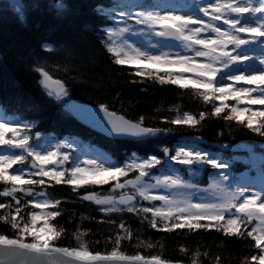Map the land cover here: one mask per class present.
<instances>
[{"label": "trees", "instance_id": "1", "mask_svg": "<svg viewBox=\"0 0 264 264\" xmlns=\"http://www.w3.org/2000/svg\"><path fill=\"white\" fill-rule=\"evenodd\" d=\"M132 2L135 0H17L16 3L0 0V122L18 125L22 133H25V123L31 125L27 129L30 143L36 141V131L48 134L53 140L80 139L89 148L103 151L108 160L118 166L124 165L126 154L132 150L144 155L157 154L161 153L160 145L172 149L182 140H190L210 153H219L228 161L229 181L234 189H239L244 181L239 177L244 170L248 171L249 179L255 174L264 176V137L251 132L246 125L225 122L222 119L224 113L219 117L211 116L212 104L205 103L190 84L184 87L160 84L156 76L162 75L163 71L155 72L156 67L149 77L147 74L138 75L136 65L115 64V54L107 51L102 40L106 39L105 33L114 24L110 15L114 14L115 5ZM60 4L62 9L57 7ZM45 44L51 47H43ZM41 68L48 72L50 80L68 89L71 99L93 106L104 102L110 111L139 121L145 127L169 131L136 139H112L98 134L76 121L63 104L48 97L41 85ZM214 103L219 104V101ZM225 103L232 105L236 101L228 97ZM239 105L247 106L245 101ZM255 106L264 110V105ZM201 111L207 114L204 120H200ZM185 113L193 115L198 123H172L177 117L182 119ZM220 130L223 131L218 135ZM6 135L12 138L10 132ZM225 144L230 147L222 148ZM9 148L0 145V149ZM73 161L74 157L70 155L64 164L65 169ZM157 167L153 170L156 171ZM134 172L127 175L133 176ZM67 178L68 173L59 184L51 177H45L43 185H24L32 187L33 191L30 195L17 192L21 201L20 212L15 211L16 202L11 197H0V203L6 205L0 209V216L8 214L6 219H0V236L16 239L25 223L31 225L29 213L40 209L42 217L46 212L57 211V216L47 218V223L60 231V236L49 242L53 246L79 249L83 243L90 252L106 254L112 250L119 222L123 219L133 233L122 239L119 247L125 255H159L172 264L177 260L180 264H191L193 258L197 264H216L217 257L220 264H244V258L248 257V264H258L251 261L252 255H259V249L249 244L251 237L230 236L218 231L219 225L208 229L185 227L168 231L158 217L157 228L153 229L149 225L150 213L143 221V214L137 216L126 210L102 213L94 202L81 197L86 191L100 196L103 188L113 181L101 185L80 182L73 191L74 186L65 182ZM38 194L59 203L37 208ZM30 200L33 202L29 203ZM13 214L18 221L17 228L11 225ZM227 218L225 214L220 225ZM44 221L41 218L37 223ZM200 223L208 221L201 220ZM253 223L245 230H250ZM77 233H84L80 240L76 238ZM24 240L31 243L33 238L25 235ZM148 243L153 247H148ZM182 248L187 251L182 252ZM197 251L201 255L194 257Z\"/></svg>", "mask_w": 264, "mask_h": 264}, {"label": "snow or ice", "instance_id": "2", "mask_svg": "<svg viewBox=\"0 0 264 264\" xmlns=\"http://www.w3.org/2000/svg\"><path fill=\"white\" fill-rule=\"evenodd\" d=\"M57 7L62 9L63 5L60 4ZM197 7L203 16L195 15L190 11L181 14L179 9H187L188 6L175 4L172 0H160L152 6L142 8L134 15L121 14L124 27L106 32V39H103L102 43L109 53L115 54V64L136 65L138 66V75L147 74L149 77L153 75L152 66H156L155 72L163 71L162 75L156 76V80L160 84L171 83L182 87L190 84L205 103L212 104L211 116L219 117L221 113H224L222 119L225 122L235 121L238 124L246 125V128L251 132L264 137V110L252 107L253 105H264V0H258V3L254 0H215V2L208 0L204 6L197 5ZM245 14H248L247 17ZM204 17H208V19L205 20ZM129 21H134V24ZM136 25L141 27H136ZM202 32H206L208 35L202 38L200 35ZM124 33L130 35L125 37ZM154 36L172 37L180 40L184 48L191 50L193 55L191 57L180 53L170 55L167 52L153 54L148 49L156 47V44L152 42ZM130 40L138 42L140 46H135L134 43L129 42ZM43 47L49 48L51 45L45 44ZM197 58H203V61ZM185 73L193 74L195 78L186 76ZM39 74L44 77L41 83L46 85L49 80L48 72L41 68ZM56 97L90 122L93 127L108 132L110 135L143 137L169 131V129L142 127L139 121L133 122L131 119H125L122 115H117L114 110L110 111L109 106L104 102L99 103L98 111L83 105L69 104L70 97L68 100L62 99L68 97V89L63 88L62 85L61 90L56 93ZM228 97H232L236 103L227 105L225 100ZM214 101H219V104ZM241 101H245L247 106L238 107L237 105ZM226 109L227 111H225ZM206 115L204 111H201L199 113L200 120H204ZM172 123L195 125L198 121L193 115L185 113L182 119L177 117L172 120ZM30 127L31 125L28 123L24 124L25 134L21 137V129L18 125L0 122V145H8L20 150L19 154H0V182L3 184L0 197H11L16 202V212H20L21 208L17 192L30 195L33 188L24 187V185H43L45 177H51L59 184L61 178L68 173L69 178L65 182L73 185V191H75L80 182L101 185L109 180L118 181L119 177H126L128 172L136 170L138 174L134 172L133 179H125L123 183L117 182L114 185V188L119 189L131 186L135 190L133 194L121 195L116 199L112 196H99L94 192L86 191L81 199L94 202L102 213L126 210L137 216L143 214L142 221L148 219L147 214L151 213L149 225L153 229L157 228V217L161 218L168 231L185 227L190 230L208 229L219 225L217 230H222L230 236L251 237L249 244L259 249V255H252L251 261L264 264V186L257 191H253L249 186L232 189L228 186L231 173L219 171L213 181L214 186L221 193L218 202L196 204L185 202L184 206H179L178 202L168 196L150 195V189L159 186L190 185H185L179 178L173 179L168 175L157 178L155 185L143 183V178L155 166L159 165L161 168L170 169L173 162L196 167L207 164L216 170H226L229 166L228 161L224 160L219 153L213 154L198 148L187 150L185 147H177L174 154H170L169 148L164 147L162 149L163 157L152 154L144 158H136L133 154L131 161L118 166L109 161L103 151L84 145V151L93 154V159L85 161L87 167H80L78 163H73L61 171H57L55 168L45 170L43 165L48 164L58 155L60 156L58 164L63 165L69 161L70 151L63 153L49 151L46 155H41L28 143L27 129ZM222 131L220 130L218 135ZM9 132L12 134L11 139L6 135ZM35 135L40 137L42 133L36 131ZM54 147L71 150L72 143L60 141ZM221 147L228 148L230 146L225 144ZM96 160L105 162L96 163ZM26 161L28 163H25ZM15 164H19L20 167L12 168ZM9 169H12V173L9 172ZM25 175L36 176L39 179H24ZM86 176H103L107 177V180L93 179L89 181ZM136 194L145 201H164L168 209L167 212L155 206L138 207L135 203ZM32 202L29 201V203ZM55 203L59 202L45 199L43 202L37 203L36 207L45 208L49 204ZM5 207L4 203H0V209ZM8 207L11 208V204ZM233 209L235 211H232ZM173 213H175V217L169 225L168 220L169 217H173ZM225 214L228 218L223 225H220ZM7 215L5 213L4 216H0V219H6ZM29 215L33 226L30 227L28 223H25L19 229L16 239L0 236V264H43L41 258L52 253L71 257L72 259L66 264H172V261L162 259L159 255L142 256L137 253L134 256H129L119 251L122 239L133 235L123 219L119 222V230L113 240L112 250L101 254L99 251H88L83 243L80 244L79 249L50 246L49 242L60 236V231L49 225L47 218L57 216V211L46 212L43 217L37 212H31ZM41 218L45 220V223L43 227L36 228L34 225ZM257 219L258 224L251 226L250 230H245L249 228L253 220ZM201 220L208 221V223L202 224ZM211 222H215V224ZM11 225L13 228H17L18 221L15 214L12 215ZM25 235L33 238L31 243L25 242ZM83 235L84 233H77L76 238L80 240ZM147 246L153 247L151 243H148ZM181 251L186 252L187 249L182 248ZM200 255L199 251L194 253V257ZM176 264H180V261L177 260ZM191 264H197V260L193 258ZM216 264H220L219 257L216 258ZM244 264H248V257L244 258Z\"/></svg>", "mask_w": 264, "mask_h": 264}, {"label": "rangeland", "instance_id": "3", "mask_svg": "<svg viewBox=\"0 0 264 264\" xmlns=\"http://www.w3.org/2000/svg\"><path fill=\"white\" fill-rule=\"evenodd\" d=\"M11 1L13 3H16L17 0H11ZM158 2H160V0H149V2H145V0H135V3L132 2V3H129L128 5L120 4V3L116 4L115 7L112 9L114 11V14L110 15V19L114 22V24L107 31L115 30L118 27H124V24L121 21V14L134 15L136 12L141 11L142 8H145L147 6H152ZM172 2L175 4H178V5H187L188 6L187 9H185V8L179 9L181 14H183L185 11H190V12L194 13L195 15L203 16V14L199 12V8L197 7V5L202 7L208 2V0H172ZM212 2H215V0H212ZM254 2L258 3V0H254ZM245 15L247 17L248 14H245ZM204 19L207 20L208 17H204ZM129 23L134 24V21H129ZM192 26L195 27V26H199V25H192ZM136 27H141V26L136 25ZM129 35H130L129 33H124L125 37H127ZM200 35L203 38L204 36H207L208 33L202 32ZM129 42L134 43V45L137 47L140 46V44L138 42H134L131 40ZM152 42H153V44H156V47L150 48L148 50H150L153 54H160L161 52H167L170 55H175L176 53H180L181 55H188L190 57L193 55L191 50L185 49L182 42L180 40L175 39V38L155 37L154 36ZM118 43H119V41H118ZM229 48H231V46H229ZM197 59L200 61H203V58H197ZM152 67H156V66H152ZM174 71H178V70H174ZM185 75L186 76H193V74H190V73H185ZM193 78H195V77L193 76ZM43 79H44V77H43ZM217 86H219V85H217ZM234 86H237V85H234ZM42 87L44 88V90H46V92H47L46 94L48 95V97L55 100L56 102L63 104L64 108L66 107V104L62 103V101L60 99H57V97H56V93L61 90V85L58 82L49 79L47 81V84L42 85ZM49 93H52V94L50 95ZM62 99L68 100L69 96L63 97ZM70 100H72V99L70 98ZM238 107H244V105H239ZM252 107L254 109H260L259 106H255V105H253ZM65 110H66V108H65ZM24 134L25 133L21 132L20 133L21 137ZM73 139H75V138H73ZM34 140H36V141H34L32 143H30V142H28V143L30 145H32L37 151H39L41 155H46L49 151H57L58 153H63L64 151H70L69 149H66V148H59V149L55 148L54 145L59 143V141H54V140L50 139L48 134L47 135L42 134L40 137L35 136ZM64 141L71 142L72 143V149L71 150H73L74 153H77V155H76L77 159L74 162L70 163V165H72L73 163H78L80 167H87V165L85 164V161L93 159V154L91 152H86L83 150L82 145H81L82 143L80 140L76 141V140H71V139H68V140L65 139ZM164 147H167V146L160 145L158 147V149L161 151V153H157L155 155H157L158 157H163L162 149ZM177 147H185L187 150H192L193 148L203 149V148L197 146L193 141L182 140L181 143L175 144L172 149L168 147L170 150V154H174L175 149ZM203 150H205V149H203ZM205 151H207V150H205ZM19 152H20L19 149H14L11 147L9 148V150H6V151L0 150V154H11V153L19 154ZM133 154H135L136 158H144V157H147L149 155H152V154L144 155L142 153H139L137 151L132 150L126 154V159L124 161V164L133 159ZM230 154H234V153L230 152ZM70 155H72L74 157L73 154H70ZM235 156H238V155L235 154ZM256 157H258V156H256ZM59 159H60V156L58 155L52 161H50L48 164L43 165L44 169L50 170V169L55 168V170H57V171H61V170L65 169L64 164L63 165L59 164V166H56V167L53 165L54 160L58 161ZM29 160H31V159H29ZM104 162L105 161H102V160H96V163H104ZM137 162H139V160H137ZM37 164H39V162H37ZM157 166L158 167L156 168V171L151 169L149 174L143 178V183L155 185L157 178H162L164 175H168V176L172 177L173 179L179 178L181 181L184 182L185 185H190V186L153 187L150 189L149 194L153 195V196H159V195L168 196L170 199H173L176 202H178L179 206H184L185 202H191L192 204L202 203V202L203 203L218 202V199L220 198L221 193L214 186L213 181L218 176L219 171L229 172L228 169H226V170L225 169H220V170L213 169L210 165H207V164L196 167V166L175 164L173 162V166L170 169L169 168H161L159 165H157ZM18 167L19 166H16V165L13 166V168H18ZM11 172H12V170H11ZM137 173L138 172H136V174ZM248 174L249 173L247 170H244L239 174L240 179L245 181V182L243 181L240 184V188L249 186V187H251V189L253 191L260 190L261 187L264 186V176H262L261 174H255V175H252V179H249ZM133 178H134V175L133 176L126 175V177H121L120 179H118V181H113L111 183V185L103 188V193L100 196H112V197L116 198L119 195L133 194L135 190H133L131 188V186H128L127 188H122V189L114 188V185L117 182L123 183L125 181V179H133ZM24 179H28V176L25 175ZM86 179L89 181H91L93 179L107 180V177L86 176ZM228 186H229V188L234 189L233 185L230 181H228ZM45 199H46L45 195L43 196L42 194H38L36 201H37V203H41ZM135 203L137 204L138 207L139 206H145V207L155 206V207H160L165 212H167V210H168L164 201H161V200L145 201L138 194H136ZM233 211H235V210L233 209ZM37 213H41V211H37ZM150 215H152V214L150 213ZM174 217H175V213H173V217H169L168 222L171 223L172 220L174 219ZM158 218H160V217H158ZM160 221L162 222V220H160ZM37 222L34 225L36 228L43 227L44 223H42V222L37 223ZM253 222H254L253 223L254 226L259 223L258 219L253 220ZM31 226H33L32 223H31Z\"/></svg>", "mask_w": 264, "mask_h": 264}, {"label": "water", "instance_id": "4", "mask_svg": "<svg viewBox=\"0 0 264 264\" xmlns=\"http://www.w3.org/2000/svg\"><path fill=\"white\" fill-rule=\"evenodd\" d=\"M170 38H172V37H170ZM69 104L83 105V106H86L88 108H95L98 111V107L89 105L87 103H84V102H81L78 100H70ZM66 109L72 115V117H74L78 122H80L81 124L85 125L86 127L90 128V129H92V130H94V131H96V132H98V133H100L106 137H111V138H138L136 136H130V135H124V136H116L115 134L110 135L108 132H104V131H101L100 129L96 128V127H93V125L90 122H88L86 119H84L81 115L77 114L74 110L69 108L67 105H66ZM117 115H121V114L117 113ZM125 119H128V118L125 117ZM142 127H144V126H142ZM55 165L57 166L59 164L57 162H55ZM125 195H131V194H125ZM120 196L121 195L116 197V199H118ZM56 248H62V247H56ZM41 259L43 261V264H66V262L71 260L72 258L66 257V256H61V255H58L56 253H52L51 255L42 257Z\"/></svg>", "mask_w": 264, "mask_h": 264}]
</instances>
